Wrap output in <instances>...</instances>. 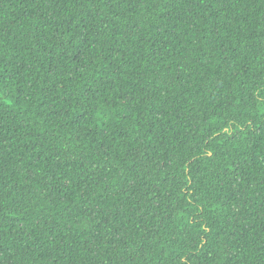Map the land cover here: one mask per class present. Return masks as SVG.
Here are the masks:
<instances>
[{"label":"trees","instance_id":"16d2710c","mask_svg":"<svg viewBox=\"0 0 264 264\" xmlns=\"http://www.w3.org/2000/svg\"><path fill=\"white\" fill-rule=\"evenodd\" d=\"M0 264H264V0H0Z\"/></svg>","mask_w":264,"mask_h":264}]
</instances>
